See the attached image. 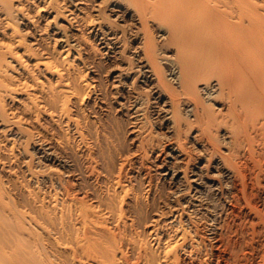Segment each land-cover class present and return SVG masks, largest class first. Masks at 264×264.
Instances as JSON below:
<instances>
[{
    "label": "bare ground",
    "instance_id": "bare-ground-1",
    "mask_svg": "<svg viewBox=\"0 0 264 264\" xmlns=\"http://www.w3.org/2000/svg\"><path fill=\"white\" fill-rule=\"evenodd\" d=\"M258 198L264 0H0V264L264 261Z\"/></svg>",
    "mask_w": 264,
    "mask_h": 264
},
{
    "label": "rangeland",
    "instance_id": "rangeland-1",
    "mask_svg": "<svg viewBox=\"0 0 264 264\" xmlns=\"http://www.w3.org/2000/svg\"><path fill=\"white\" fill-rule=\"evenodd\" d=\"M21 25H23V24H21ZM51 27V28H50ZM49 28H48V34H50L49 36H50V40H52L53 39V35H52V33H51V29H52V26H50ZM23 28H24V26H23ZM53 32V31H52ZM29 38V39H28ZM30 38H31V36H28L27 35V41H29L30 40ZM52 38V39H51ZM94 42V45H95V40H93ZM95 47L97 48V45H95ZM98 58L101 60V56H98ZM82 60H84V64H85V67H89V61H87L85 58H82ZM83 64V63H82ZM87 64V65H86ZM106 65H102V67L101 68H103L102 69V73H103V81L107 84L108 83V86H109V88L110 89H112L111 87V85H112V83H113V80H114V78H113V75L115 74V70H113L112 68L110 69L109 68V66L107 65L106 67H105ZM84 67V68H85ZM108 67V68H107ZM107 69V70H106ZM106 74H105V73ZM92 75V72H91V70L90 69H88V73H87V75H89V76H91ZM110 80V81H109ZM137 83H138V85H140L141 86V88H144L145 87V85L143 84V82H141L140 80H138L137 81ZM111 84V85H110ZM95 94H96V91H95ZM100 97V96H99ZM111 100H113V101H109L107 104L109 105V111L108 112H103V113H101V114H99L100 116H98V123L99 124H104L105 126H107V127H113L115 130H119L120 128H118V127H121V129L123 130V127H125V122L127 121V120H125L126 118H127V116H125V115H123L121 112V110H116L115 108H113L114 106H115V104H116V100L115 99H111ZM113 104V105H112ZM114 109H115V111H114ZM113 111V112H112ZM117 111H119V112H117ZM109 112H110V114H109ZM112 114H114V115H112ZM116 114V115H115ZM100 117V118H99ZM109 117V118H108ZM121 117V118H120ZM119 118V119H118ZM125 118V119H124ZM118 120V121H117ZM120 120V121H119ZM113 121V122H112ZM114 121H116V123L114 122ZM109 122V123H108ZM111 122V123H110ZM124 122V123H123ZM113 123H114V125H113ZM120 123V124H119ZM116 124V125H115ZM121 125V126H120ZM124 125V126H123ZM118 126V127H117ZM123 126V127H122ZM127 126V125H126ZM115 127H117V128H115ZM117 130V131H118ZM122 130H119L120 131V133H121V135H123L122 134ZM127 138L125 139L124 137L122 138V139H125L126 141V143L128 144V145H130V147H132L131 149H132V151H134L133 149H135V146L131 143V142H129L130 141V139H129V137H130V135L128 134H126L125 135ZM128 139V140H127ZM128 141V142H127ZM128 145H126L125 147H127V149H129L130 150V147H128ZM62 166H61V165ZM66 163H50V164H48L47 165V167H52L51 169H53L56 173H58V174H60L62 177H64V178H70V177H68V176H66L67 175V171L69 170V166L68 165H65ZM138 166L140 165L139 163H136ZM51 165V166H50ZM55 165H56V167H55ZM148 165V166H147ZM150 165H152V163H149L148 161H146V163H145V165H144V168L142 167V168H139V167H137L136 165H135V167L134 168H131V170L130 171H135L136 173L135 174H143L144 172H146V171H150L151 172V174H152V176H154V179H155V182H158V184L161 186V184L162 185H164L165 184V182H163L164 181V177H163V174L162 173H160V170L159 169H157V168H155V166H152L151 168H149L148 169V167H150ZM68 166V167H67ZM141 166V165H140ZM147 166V167H146ZM58 167V168H57ZM63 168V169H62ZM139 169V170H138ZM143 170V171H142ZM159 173H160V175H159ZM158 177H160V178H158ZM71 180H73V181H75V182H77L76 180H74L72 177L70 178ZM166 185H167V183H166ZM261 200V201H260ZM257 201H258V203L259 204H261L262 203V205H263V203H264V201H263V199H257ZM260 201V202H259ZM237 210H239V208H236ZM251 214V215H250ZM242 216H243V218L245 219H249V220H251V219H256L255 218V215L253 214V213H250L249 212V209H247L246 208V210H244V212L242 213ZM248 220V221H249ZM248 224V228L250 227V225H251V223H247ZM239 238H243V236L242 235H239L238 236ZM245 237L250 241L251 239H252V234H250L249 232H247L246 234H245ZM249 250H251V247H249L248 248ZM263 253V251L261 252V254ZM254 257V258H253ZM227 261V262H226ZM221 264H232V262H231V260H230V258H228V254H224V257L222 258V263ZM242 264H264V261H263V259H262V257H260V256H258V255H251V254H249L247 257H243V259H242Z\"/></svg>",
    "mask_w": 264,
    "mask_h": 264
}]
</instances>
